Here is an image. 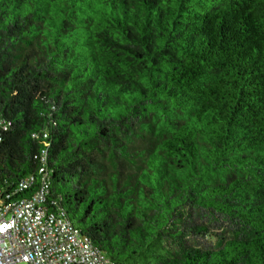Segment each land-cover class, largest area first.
Masks as SVG:
<instances>
[{
	"label": "trees",
	"instance_id": "trees-1",
	"mask_svg": "<svg viewBox=\"0 0 264 264\" xmlns=\"http://www.w3.org/2000/svg\"><path fill=\"white\" fill-rule=\"evenodd\" d=\"M0 121L111 259L264 264V0H0Z\"/></svg>",
	"mask_w": 264,
	"mask_h": 264
},
{
	"label": "built area",
	"instance_id": "built-area-1",
	"mask_svg": "<svg viewBox=\"0 0 264 264\" xmlns=\"http://www.w3.org/2000/svg\"><path fill=\"white\" fill-rule=\"evenodd\" d=\"M38 174L36 186L30 174L11 189L0 188V264H123L96 247L50 197L45 165Z\"/></svg>",
	"mask_w": 264,
	"mask_h": 264
}]
</instances>
